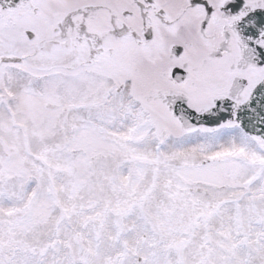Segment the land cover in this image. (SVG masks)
Returning <instances> with one entry per match:
<instances>
[{
  "label": "snow or ice",
  "instance_id": "6c2138e0",
  "mask_svg": "<svg viewBox=\"0 0 264 264\" xmlns=\"http://www.w3.org/2000/svg\"><path fill=\"white\" fill-rule=\"evenodd\" d=\"M0 264H264V0H0Z\"/></svg>",
  "mask_w": 264,
  "mask_h": 264
}]
</instances>
